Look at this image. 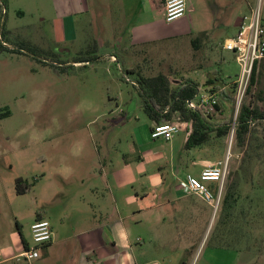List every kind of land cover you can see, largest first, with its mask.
Masks as SVG:
<instances>
[{"label":"rangeland","instance_id":"rangeland-1","mask_svg":"<svg viewBox=\"0 0 264 264\" xmlns=\"http://www.w3.org/2000/svg\"><path fill=\"white\" fill-rule=\"evenodd\" d=\"M3 1L0 202L5 200L3 183L10 179H138L149 185L145 205L160 204L131 222L153 264H169L173 258H179L178 264H235L247 259L250 264H264V246L248 251V242L241 239L229 247H241L242 252L216 247L228 226L222 222L220 208L213 214V207L195 195H189V200L176 199L187 195L179 187L186 174H200L193 160L216 162L228 156L226 185L232 172L245 168L247 147L237 146L231 133L225 137L212 133L205 145L189 150L184 132L170 141L152 139V123L143 112L135 75L128 69L145 77L167 75L172 88L190 79L206 93L212 90L205 88L207 79L217 78L214 84L226 86L228 96L233 97L239 66L223 43L237 34L251 8L259 7L264 17V0H249L250 7L229 9L195 6L186 0L185 16L179 19L192 18L202 33L136 48L127 66L110 57L116 52V36L131 28L121 8L89 0L85 9L64 13L63 3L73 0ZM61 30L66 32L61 35ZM253 94L244 103L252 100L262 107L264 74ZM5 111L9 115L1 117ZM223 114L233 126V101L226 102ZM176 120L174 116L172 122ZM253 128L254 135L264 137L261 126ZM251 164L255 184L249 189L241 181L240 203L246 211L250 204L264 210V161L252 159ZM242 175L239 179H248ZM150 179L160 186L151 185ZM242 233L246 237L245 226Z\"/></svg>","mask_w":264,"mask_h":264},{"label":"crops","instance_id":"crops-1","mask_svg":"<svg viewBox=\"0 0 264 264\" xmlns=\"http://www.w3.org/2000/svg\"><path fill=\"white\" fill-rule=\"evenodd\" d=\"M188 1L195 6L198 3L199 6H212L214 9L251 6L249 0ZM89 2V0L65 1L61 7L64 13L77 12L88 7ZM99 2L109 8H121V13L130 20L131 28L127 30V34L116 36V52L110 56L121 66L131 64L130 52L136 48L200 32L196 30L190 17L182 21L176 19L167 22L163 0H99ZM65 32L61 30V35ZM198 45L199 41L195 42V47ZM192 163L198 164L201 172L210 162L193 160ZM16 180L10 179L3 183L2 195L5 200L0 202V264H28L22 258V254L31 245L30 227L38 219L50 222L53 239L40 248L39 257L31 264H153L148 251L143 249L142 237L131 226L132 221L136 223L138 217L160 206L145 205L150 196L146 181L22 179L31 184V188L27 193L17 195ZM138 182L141 185L139 188ZM149 182L156 187L160 186L159 182L151 179ZM0 183L2 184V179ZM189 198V195L180 194L176 199L180 201ZM23 209L26 210V214H22ZM249 262L247 259L236 261L235 264H250ZM168 263L178 264L180 260L173 258L169 259Z\"/></svg>","mask_w":264,"mask_h":264},{"label":"trees","instance_id":"trees-1","mask_svg":"<svg viewBox=\"0 0 264 264\" xmlns=\"http://www.w3.org/2000/svg\"><path fill=\"white\" fill-rule=\"evenodd\" d=\"M0 1L4 4L3 0ZM197 41L195 40V42ZM129 73L135 75L134 85L142 98L143 112L152 124L171 122L174 116L177 117L176 124L181 132L187 135L186 150L205 145L212 133H215L217 137H225L231 133L232 123L226 120L223 112L226 102H234V96H228L227 91L221 93L216 105L191 110L187 108V101L194 99L200 92V87L196 82L188 79L172 88L168 76L162 73L152 77H145L137 70H131ZM263 74L264 59L254 66L246 90V97L249 95L255 96L253 91L259 85L260 76ZM215 81H218V79H207L205 87L219 89L223 86L214 84ZM258 101H262V99L260 98ZM8 115L9 112L5 111L1 114V117ZM257 125L264 130V102L262 107L254 105L252 100L249 103L243 102L234 124L233 137L237 146L247 147L245 151L247 157L244 159L246 165L244 169H241L242 172L231 173L223 190L224 195L220 206L223 219H221L228 226H226L225 231H222L220 242L216 244V247L220 249L240 251L242 250L241 247L239 249L236 246L231 248L229 245L230 242L234 244L241 239L248 242L246 247L248 251L256 245H259V249L260 246L261 249L264 246V229H262L264 210H258L257 206L251 207L250 204L246 211L240 203L242 199L241 181L244 180L242 184L248 186L249 189L255 184V173L253 172V166H251L252 159H256L260 163L264 161V137L260 138L254 135L253 127ZM242 174L245 177L248 175V179H239L238 175ZM30 188L31 184H27L22 179L15 181L17 195L27 193ZM243 226L247 228L246 237L242 233Z\"/></svg>","mask_w":264,"mask_h":264},{"label":"built area","instance_id":"built-area-1","mask_svg":"<svg viewBox=\"0 0 264 264\" xmlns=\"http://www.w3.org/2000/svg\"><path fill=\"white\" fill-rule=\"evenodd\" d=\"M165 20L171 22L184 16L186 11V0H163ZM223 49L234 54L235 61L239 66V75L234 81V107L235 120L239 108L246 97V90L254 71V66L264 59V18L258 7L251 11L249 16L243 17L236 35L225 39ZM209 93L199 92L192 100L187 101V108L196 110L211 105H216L221 93L226 91V86L219 89L211 87ZM233 123L231 134L234 132ZM181 132L176 122H164L152 124L150 136L152 139L170 141ZM229 157L222 161L210 162L204 166L199 176L187 174L180 181L179 187L187 195H195L213 207V214L216 213L222 202V194L228 176ZM31 245L28 246L22 258L28 263L39 257L40 248L49 244L53 239V229L46 219H38L32 223Z\"/></svg>","mask_w":264,"mask_h":264},{"label":"water","instance_id":"water-1","mask_svg":"<svg viewBox=\"0 0 264 264\" xmlns=\"http://www.w3.org/2000/svg\"><path fill=\"white\" fill-rule=\"evenodd\" d=\"M231 143H232V138L229 141L228 150H230Z\"/></svg>","mask_w":264,"mask_h":264}]
</instances>
